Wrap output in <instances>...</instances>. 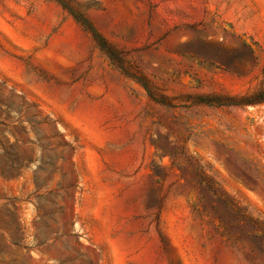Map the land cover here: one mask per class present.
Instances as JSON below:
<instances>
[{"label":"rangeland","instance_id":"obj_1","mask_svg":"<svg viewBox=\"0 0 264 264\" xmlns=\"http://www.w3.org/2000/svg\"><path fill=\"white\" fill-rule=\"evenodd\" d=\"M0 264H264V0H0Z\"/></svg>","mask_w":264,"mask_h":264},{"label":"trees","instance_id":"obj_2","mask_svg":"<svg viewBox=\"0 0 264 264\" xmlns=\"http://www.w3.org/2000/svg\"><path fill=\"white\" fill-rule=\"evenodd\" d=\"M82 24L91 34L93 40L101 51H103L112 60L117 58L115 53L116 51L107 43V41L101 35L98 34V32L92 26H90L86 21H82Z\"/></svg>","mask_w":264,"mask_h":264}]
</instances>
